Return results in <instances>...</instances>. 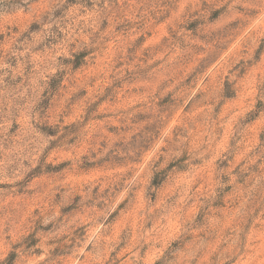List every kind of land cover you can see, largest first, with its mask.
<instances>
[{
    "label": "rangeland",
    "instance_id": "obj_1",
    "mask_svg": "<svg viewBox=\"0 0 264 264\" xmlns=\"http://www.w3.org/2000/svg\"><path fill=\"white\" fill-rule=\"evenodd\" d=\"M0 264H264V0H0Z\"/></svg>",
    "mask_w": 264,
    "mask_h": 264
}]
</instances>
